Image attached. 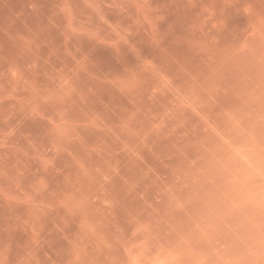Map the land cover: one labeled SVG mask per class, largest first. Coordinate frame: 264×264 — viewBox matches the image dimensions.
<instances>
[{"label": "rangeland", "instance_id": "374dc122", "mask_svg": "<svg viewBox=\"0 0 264 264\" xmlns=\"http://www.w3.org/2000/svg\"><path fill=\"white\" fill-rule=\"evenodd\" d=\"M0 264H264V0H0Z\"/></svg>", "mask_w": 264, "mask_h": 264}]
</instances>
